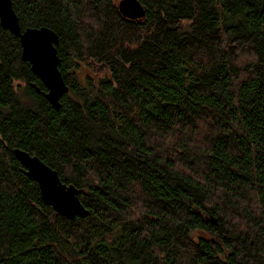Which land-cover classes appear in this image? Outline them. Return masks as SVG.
<instances>
[{
	"label": "trees",
	"instance_id": "1",
	"mask_svg": "<svg viewBox=\"0 0 264 264\" xmlns=\"http://www.w3.org/2000/svg\"><path fill=\"white\" fill-rule=\"evenodd\" d=\"M139 1L12 0L69 92L56 110L0 25V264H264V0ZM16 148L90 214L46 204Z\"/></svg>",
	"mask_w": 264,
	"mask_h": 264
},
{
	"label": "water",
	"instance_id": "2",
	"mask_svg": "<svg viewBox=\"0 0 264 264\" xmlns=\"http://www.w3.org/2000/svg\"><path fill=\"white\" fill-rule=\"evenodd\" d=\"M117 8L120 15L130 21L143 19L147 12L139 0H120ZM0 25L20 39L23 61L31 65L33 74L45 85L47 101L59 110L61 99L69 91L59 69V36L48 27L23 30L12 0H0ZM13 153L26 168V174L39 184L43 200L56 212L70 220L85 218L90 214L80 201V191L74 185L64 183L56 170L38 156L19 148L14 149Z\"/></svg>",
	"mask_w": 264,
	"mask_h": 264
},
{
	"label": "rangeland",
	"instance_id": "3",
	"mask_svg": "<svg viewBox=\"0 0 264 264\" xmlns=\"http://www.w3.org/2000/svg\"><path fill=\"white\" fill-rule=\"evenodd\" d=\"M119 2L120 0H115V2ZM91 77H97V76H106L107 75V71L105 69H103V67H99V66H93V67H85L82 71H81V81H83L85 79L86 76H90Z\"/></svg>",
	"mask_w": 264,
	"mask_h": 264
},
{
	"label": "bare ground",
	"instance_id": "4",
	"mask_svg": "<svg viewBox=\"0 0 264 264\" xmlns=\"http://www.w3.org/2000/svg\"><path fill=\"white\" fill-rule=\"evenodd\" d=\"M7 31H8V30H7ZM9 32H10V31H9ZM10 33H11V32H10ZM30 66H31V65H30ZM39 80H40V79H39ZM40 81H41V80H40ZM66 84H67V83H66ZM43 85H44V84H43ZM44 86H45V85H44ZM67 86H68V84H67ZM45 88H46V87H45ZM68 88H69V87H68ZM46 90H47V89H46ZM68 92H69V91H68ZM68 92H67V93H68ZM46 93H47V92H46ZM67 93H66V94H67ZM44 94H45V93L43 92V96H44ZM66 94H65V95H66ZM65 95H64V96H65ZM44 97H45V96H44ZM46 100H47V99H46ZM45 164H46V163H45ZM24 168H25V167H24ZM25 170H26V168H25ZM38 185H39V184H38ZM39 188H40V187H39ZM78 190H79V189H78ZM41 196H42V195H41ZM57 213H58V212H57ZM80 218H81V217H80Z\"/></svg>",
	"mask_w": 264,
	"mask_h": 264
}]
</instances>
